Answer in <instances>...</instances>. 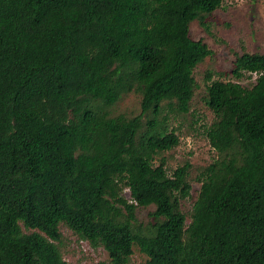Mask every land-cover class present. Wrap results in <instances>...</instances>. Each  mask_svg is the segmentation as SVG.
<instances>
[{"label": "trees", "instance_id": "obj_1", "mask_svg": "<svg viewBox=\"0 0 264 264\" xmlns=\"http://www.w3.org/2000/svg\"><path fill=\"white\" fill-rule=\"evenodd\" d=\"M221 3L0 0V264H74L60 224L107 264L135 248L143 264H264V52L236 53L231 79L205 74L215 154L188 216L192 165L169 173L161 156L179 144L170 115L189 111L193 71L212 53L190 24L208 28ZM129 93L139 112L115 113Z\"/></svg>", "mask_w": 264, "mask_h": 264}, {"label": "rangeland", "instance_id": "obj_2", "mask_svg": "<svg viewBox=\"0 0 264 264\" xmlns=\"http://www.w3.org/2000/svg\"><path fill=\"white\" fill-rule=\"evenodd\" d=\"M207 27H203L198 20L190 24V37L202 39L211 55L199 63L193 75L197 82L190 109L187 113L171 114L169 128H175L179 137V144L161 156L166 161L169 173L178 165L188 160L191 165V190L189 196L182 202V210L188 216L192 203L199 190L200 183L196 180L198 168L207 165L214 157L205 135V127L214 116L204 102L205 74L212 72V78L222 80L231 79L230 69L235 54L242 52H264V0L254 2L246 0H222L221 6L206 17ZM221 73L222 75H220ZM219 74V75H218ZM255 78L245 77L240 82L250 86ZM140 110V96L136 93L125 95L115 106L114 112L128 115L137 114ZM125 198H130L129 191L123 190ZM153 206L139 207L137 218L146 221ZM189 217H187V222ZM62 241L59 245L63 258L74 264H107L108 255L102 247H92L87 241L79 239L64 224L59 225ZM24 232L30 230L23 228ZM146 256L138 249H134L128 264H143Z\"/></svg>", "mask_w": 264, "mask_h": 264}]
</instances>
